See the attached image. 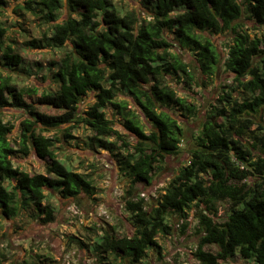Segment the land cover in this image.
Listing matches in <instances>:
<instances>
[{"label": "clouds", "instance_id": "clouds-1", "mask_svg": "<svg viewBox=\"0 0 264 264\" xmlns=\"http://www.w3.org/2000/svg\"><path fill=\"white\" fill-rule=\"evenodd\" d=\"M0 264H264V0H0Z\"/></svg>", "mask_w": 264, "mask_h": 264}]
</instances>
